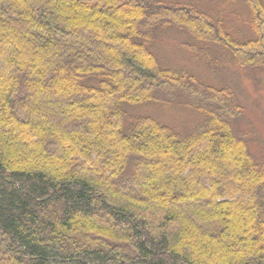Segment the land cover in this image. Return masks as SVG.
<instances>
[{
	"label": "trees",
	"instance_id": "obj_1",
	"mask_svg": "<svg viewBox=\"0 0 264 264\" xmlns=\"http://www.w3.org/2000/svg\"><path fill=\"white\" fill-rule=\"evenodd\" d=\"M244 1L247 41L192 4L0 0V264H264V139L229 86L152 51L172 29L264 67ZM153 104L204 121L126 109Z\"/></svg>",
	"mask_w": 264,
	"mask_h": 264
},
{
	"label": "rangeland",
	"instance_id": "obj_2",
	"mask_svg": "<svg viewBox=\"0 0 264 264\" xmlns=\"http://www.w3.org/2000/svg\"><path fill=\"white\" fill-rule=\"evenodd\" d=\"M162 1L192 4L197 10L220 22L225 31L239 41H247L253 37L252 14L244 0ZM261 1L264 4V0ZM202 49L209 52L208 55H211L215 63L208 62ZM152 51L161 66L182 68L194 73L204 82L229 86L243 106L247 119L264 139V67L254 68L255 66L249 65L246 69L240 68L224 48L205 42L195 44L186 34L172 29L158 32ZM126 109L135 115L155 116L159 123L182 136L189 135L204 121V117L192 110L175 106L153 104L142 108L127 106Z\"/></svg>",
	"mask_w": 264,
	"mask_h": 264
}]
</instances>
